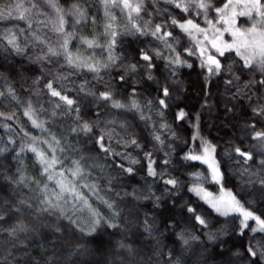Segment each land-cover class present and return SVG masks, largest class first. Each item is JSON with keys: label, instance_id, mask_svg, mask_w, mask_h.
<instances>
[{"label": "snow or ice", "instance_id": "1", "mask_svg": "<svg viewBox=\"0 0 264 264\" xmlns=\"http://www.w3.org/2000/svg\"><path fill=\"white\" fill-rule=\"evenodd\" d=\"M0 127V264H264V0H0Z\"/></svg>", "mask_w": 264, "mask_h": 264}, {"label": "trees", "instance_id": "2", "mask_svg": "<svg viewBox=\"0 0 264 264\" xmlns=\"http://www.w3.org/2000/svg\"><path fill=\"white\" fill-rule=\"evenodd\" d=\"M200 22L203 23L202 21ZM225 38L228 39L230 37L228 36V34H225ZM182 72H183V79L186 82V91L181 96L178 103L180 104L181 107H184L186 111L189 112L190 115H192L196 111L200 110V105L204 102L203 101L204 94L200 91V85L198 83V77L196 75V71L183 69ZM199 79L202 80V77H200ZM213 92L215 94L212 95V97L210 98V103L216 104V102L220 101L222 98L219 96L218 93H216L215 89L213 90ZM223 112H224L223 104L219 103L218 106L213 108L211 114L204 112L202 115L203 134L209 136V138L218 141L221 148L226 146V141L229 139V135L232 132V129L224 122L225 117L223 115ZM171 119H172V114L170 113L169 120ZM27 127L30 128L31 126L27 125ZM181 131L184 133L185 136L190 138L192 132L191 125L185 122L184 127ZM36 134L37 135L39 134L38 130H36ZM2 135H4V129L0 127V136ZM28 155H31V153H29ZM13 163L15 162L0 158V168H3ZM198 167L203 168L204 166L198 165ZM134 182L135 181H133V183ZM206 186L212 190H215V188L211 184H208ZM186 195L188 197H191L193 200L196 199V197L191 193H187ZM233 242L237 244L246 243V238L234 239Z\"/></svg>", "mask_w": 264, "mask_h": 264}]
</instances>
